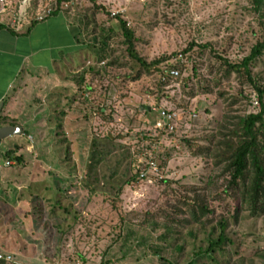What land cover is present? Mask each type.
<instances>
[{
	"label": "rangeland",
	"instance_id": "1",
	"mask_svg": "<svg viewBox=\"0 0 264 264\" xmlns=\"http://www.w3.org/2000/svg\"><path fill=\"white\" fill-rule=\"evenodd\" d=\"M24 4L16 0L15 13ZM49 6L91 22L96 51L80 73L82 82L44 96L43 125L25 126L14 139L22 144V162L13 166L20 181L12 194L0 193V254L15 263L2 264H188L223 216L235 245L227 243L216 257L264 264V214L252 217L237 196L224 193L228 177L213 155H195L198 146L221 137L223 125L261 110L252 83L229 72V63H239L264 39L253 0H30L28 15ZM121 20L148 62L169 56L172 67L182 54L181 75L163 80L158 72H142L135 78ZM250 69L264 86V55ZM206 86L211 93L202 91ZM163 109L178 114L172 131L155 126ZM28 133L32 137H24ZM10 142L2 141L1 153ZM93 150L102 152L94 161ZM150 159L158 165L156 176L149 173L152 182L140 178ZM194 191L208 197L213 212L203 219L205 232L191 223L198 231L193 236L182 221L191 217L183 201ZM235 208H241L237 220Z\"/></svg>",
	"mask_w": 264,
	"mask_h": 264
},
{
	"label": "crops",
	"instance_id": "2",
	"mask_svg": "<svg viewBox=\"0 0 264 264\" xmlns=\"http://www.w3.org/2000/svg\"><path fill=\"white\" fill-rule=\"evenodd\" d=\"M15 3L0 15V127H23L21 135L8 137L9 147L0 152L7 155L4 166L0 165V193L9 194L20 181L19 170L13 166L14 157L22 155V144L14 139L24 135L25 126L43 125L44 96L71 82H82L80 73L96 51V39L89 34L92 24L81 15L60 10L36 21L15 13ZM30 149L27 144L26 150ZM8 161L12 164L7 165Z\"/></svg>",
	"mask_w": 264,
	"mask_h": 264
},
{
	"label": "trees",
	"instance_id": "3",
	"mask_svg": "<svg viewBox=\"0 0 264 264\" xmlns=\"http://www.w3.org/2000/svg\"><path fill=\"white\" fill-rule=\"evenodd\" d=\"M255 12L259 13L261 21L260 25L264 29V0H253ZM61 9L55 8L53 13ZM30 16L35 18V12ZM121 27L125 36V44L130 57L134 60V68H136L135 78L139 77L142 72L152 73L158 72L162 76H167V72L171 67L169 63V56L161 55L159 58L148 62L139 52L135 49V34L134 31L127 27L126 22L121 20ZM195 47L192 43L189 48L183 50V54H187ZM264 55V39L259 40L252 48L251 53L244 57L239 63H229V72L235 71L241 73L242 77L250 81L259 96L261 103V110L257 113H250L247 115L237 116L229 126L223 125L219 139L212 142L211 145L198 146L195 155L206 156L213 155L215 157V165H223V172L228 181L226 183L224 193L237 196L241 202V208L246 207L250 211L252 217L261 216L264 214V86L259 85L253 78L250 69L251 63L259 56ZM166 64V65H164ZM202 91L204 93H211L212 90L206 86ZM146 111L147 107L144 108ZM108 109L105 106L100 107V114L106 118ZM109 114V113H108ZM60 126V125H59ZM106 140L110 143H115L116 139H112L107 135ZM187 142L189 141L186 140ZM12 153V152H9ZM100 153L96 150L92 152V160L98 158ZM17 163L22 162L21 156L14 157ZM91 160L90 166L93 168V161ZM159 179V178H157ZM214 179V177H213ZM139 180V173L130 178V182ZM162 182L169 180L161 179ZM207 183L206 186H209ZM197 191V190H195ZM194 191V198L184 200V204L189 207L191 217L184 219L182 222L189 225L188 233L190 235H197L198 231L191 223H201V227L205 232L207 223L203 220L205 216L212 213L213 210L208 206V197L200 192ZM231 192V193H230ZM240 208V209H241ZM239 208H235L233 218L235 220L239 217ZM243 209V208H242ZM181 223V222H180ZM229 219L222 217L216 224L212 226V232L207 235L204 245L199 246L196 252L198 259H193L188 264H205L201 263L199 259L206 257L214 264H232L229 260H220L217 253H224L226 244L235 245V241L227 232ZM174 249L178 251L183 250V245H176ZM264 258V254L261 255ZM0 260V264H2Z\"/></svg>",
	"mask_w": 264,
	"mask_h": 264
},
{
	"label": "built area",
	"instance_id": "4",
	"mask_svg": "<svg viewBox=\"0 0 264 264\" xmlns=\"http://www.w3.org/2000/svg\"><path fill=\"white\" fill-rule=\"evenodd\" d=\"M14 0H0V15L5 14L9 8L13 5ZM24 5H21L20 7V13L22 16L28 15V7L30 6V0H24ZM54 12V8L52 6H49L47 8H38L35 13V20L36 21H43L49 16H51ZM187 62L186 58L179 54L178 57L175 58V64L170 67V69L167 72L168 77L177 79L181 75V67L184 66V64ZM167 76H163L162 79L166 80ZM176 112H172L169 110H160L158 120L156 121V128H159L163 131H172L174 130L175 126L173 124L174 120L177 117ZM30 138V137H29ZM32 139V138H31ZM155 159H150L146 163V167H143L140 172V178L146 179L150 182H152V178L149 177V175L153 174V176H156V173L158 172V165L155 162ZM7 165L12 164L11 162H7ZM148 171V172H147ZM151 173V174H149ZM0 260L6 263H15V260L12 255L10 254H0Z\"/></svg>",
	"mask_w": 264,
	"mask_h": 264
},
{
	"label": "water",
	"instance_id": "5",
	"mask_svg": "<svg viewBox=\"0 0 264 264\" xmlns=\"http://www.w3.org/2000/svg\"><path fill=\"white\" fill-rule=\"evenodd\" d=\"M23 133L22 126H2L0 127V145L2 141L10 136L21 135Z\"/></svg>",
	"mask_w": 264,
	"mask_h": 264
}]
</instances>
